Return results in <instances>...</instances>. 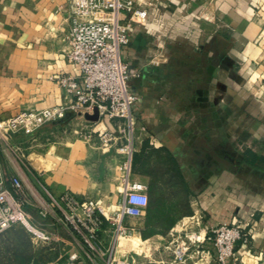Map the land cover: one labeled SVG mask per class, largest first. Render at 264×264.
Returning <instances> with one entry per match:
<instances>
[{"label": "crops", "instance_id": "0c3cea01", "mask_svg": "<svg viewBox=\"0 0 264 264\" xmlns=\"http://www.w3.org/2000/svg\"><path fill=\"white\" fill-rule=\"evenodd\" d=\"M70 25L68 0H0V120L70 102L57 82L76 73L61 56ZM129 37L122 57L139 97L137 163H177L190 191L183 217L202 216L207 229L240 222L250 236L228 263L264 264V0H162ZM76 121L88 130L87 120L68 113L61 141L32 144L29 171L18 170L0 142V178L19 175L31 222L60 236L39 245L15 227L10 235L27 245L0 254L1 264H67L74 253L97 264L50 206L65 193L106 210L118 200L106 186L117 154L98 149L97 139L98 129L114 131L112 123L89 124L95 133L88 140L70 130ZM133 163L134 156L132 172L147 184L150 204L152 175L133 171ZM158 238L146 241L161 245ZM203 248L188 264H217L214 245Z\"/></svg>", "mask_w": 264, "mask_h": 264}, {"label": "built area", "instance_id": "2783aa9c", "mask_svg": "<svg viewBox=\"0 0 264 264\" xmlns=\"http://www.w3.org/2000/svg\"><path fill=\"white\" fill-rule=\"evenodd\" d=\"M160 1L68 0L71 25L61 56L75 68L76 73L58 77L57 82L70 97V102L38 111H25L0 122V132L4 134L19 132L22 127L28 131L47 123H60L68 113L73 114V120H87V124H92L96 121H90L86 116L94 115L97 109V123L101 119L112 123L114 131L98 129L97 139L98 149L105 152L114 150L120 156L116 169L122 174L123 185L114 208L106 210L99 201H82L70 193L53 199L50 204L81 241L87 257L97 260V264H140L131 254L130 243H122L134 230L129 221H144L149 206L148 186L132 172L138 126L133 105L139 97L130 87L131 74L122 50L130 44V32L147 22L151 8ZM97 16L100 17L97 20L88 19ZM91 129L83 131L82 128L79 134L90 140L95 133ZM24 188L19 175L8 180L0 178V236L20 226L41 245L60 242L57 233L43 230L31 222L25 210ZM40 215L43 218L47 216L44 211ZM202 219V216L195 215L182 221L177 231L178 239L171 243L174 261L188 264L190 258L204 252L205 243H212L218 254L217 264H229L228 260L234 258L239 245L248 242L250 233L238 221L207 229L202 227ZM182 235L185 236L183 240ZM142 257L152 264L151 256L145 254ZM67 264L85 263L74 253Z\"/></svg>", "mask_w": 264, "mask_h": 264}, {"label": "rangeland", "instance_id": "374dc122", "mask_svg": "<svg viewBox=\"0 0 264 264\" xmlns=\"http://www.w3.org/2000/svg\"><path fill=\"white\" fill-rule=\"evenodd\" d=\"M100 17H94L92 19H99ZM30 111V110H26ZM9 119L6 120H0V122H6ZM63 124L60 123H47L44 124L37 129L32 130H25L23 127L19 132L12 133H2L0 132V142L2 148L6 149V155H10L11 157H14L17 159L19 164L15 163L18 170L29 171L31 168V161L32 158L29 156L31 155V148L33 145L37 143V141H40V144L44 145V148H46L47 143L51 144L56 141H61L63 138V130L62 126ZM89 125V124H84ZM81 123L79 121L74 122V126H70V130L73 129L76 131L77 137H82L79 132L81 131ZM66 128V127H64ZM86 129V126L84 127ZM89 129V127H88ZM44 131V132H43ZM72 131V130H71ZM13 138H16V141H14ZM84 138V137H82ZM22 143V146L20 149H18L14 143ZM33 144V145H32ZM14 150L18 153V156L14 153ZM45 154V151H44ZM43 154V155H44ZM2 156V155H1ZM44 157V156H43ZM4 158V157H3ZM117 160H120V156L117 155ZM5 164V163H3ZM46 167V163L43 164V169ZM113 176V181L106 185L107 187H110L112 194H114L117 197H120V194L122 192V174L119 169H114L111 171ZM153 204V211L151 218L149 219L152 227V231L154 232H164L162 234H158L160 238V244L159 242L154 239L153 242H147L146 240L142 239L140 236V230L141 228H145L147 217L144 219V221L141 220H131L129 221L131 225H133L134 230L131 231V234L124 239V242L130 243L128 244L132 256L137 259L140 264H150L148 262H145L143 259V255L147 254L152 257L153 262L152 264H177V262L174 261V254L172 251V245L171 243L174 242L179 234H177L178 229H180V224L184 219L189 217H183L185 215H188L190 212V197H186V199H183V195L179 193L178 190L171 191L170 193L165 194H158L154 193V200L152 202ZM164 214V215H163ZM177 221L174 226L168 230V227L171 225V223ZM18 230L23 231V233H29L24 227H17ZM13 229V228H12ZM10 229L7 231L6 234H3L0 236V241H5L6 245L0 249L1 256L3 255V252L10 251L14 248H17L18 250L23 249L26 247V240L23 238H18L15 240L11 235ZM24 229V230H23ZM173 229H175V232H172ZM26 231V232H25ZM30 235V233H29ZM31 238L32 235H30ZM185 238L184 235H182L181 240ZM180 241V240H179ZM158 243V244H157ZM175 243V242H174ZM40 245V243H39ZM168 247H171L169 249ZM145 249V250H144ZM144 252V253H143ZM127 256V255H125ZM2 262V261H1ZM1 264V263H0Z\"/></svg>", "mask_w": 264, "mask_h": 264}, {"label": "trees", "instance_id": "16d2710c", "mask_svg": "<svg viewBox=\"0 0 264 264\" xmlns=\"http://www.w3.org/2000/svg\"><path fill=\"white\" fill-rule=\"evenodd\" d=\"M154 154H157L156 151H154ZM142 156L143 155H134L133 171L135 170L141 174L149 172L153 179L150 185L152 200L147 209V221L145 229L141 231L142 239L146 240L154 235H163L164 233L154 232L151 229L152 225L149 219L151 218L153 211L152 202L154 200V193H160L163 195L165 193H170L173 190H178L179 193L183 195V199H186V197H189L190 191L187 187V184L185 183L184 177L182 176L177 163H137L142 160ZM176 222L177 221L171 223V225L168 227V230H170Z\"/></svg>", "mask_w": 264, "mask_h": 264}, {"label": "water", "instance_id": "95a60500", "mask_svg": "<svg viewBox=\"0 0 264 264\" xmlns=\"http://www.w3.org/2000/svg\"><path fill=\"white\" fill-rule=\"evenodd\" d=\"M86 118L90 121H97L99 119L98 110L96 109L94 115H87Z\"/></svg>", "mask_w": 264, "mask_h": 264}, {"label": "bare ground", "instance_id": "6f19581e", "mask_svg": "<svg viewBox=\"0 0 264 264\" xmlns=\"http://www.w3.org/2000/svg\"><path fill=\"white\" fill-rule=\"evenodd\" d=\"M89 20H93L92 18H88ZM123 245H127L128 243L127 242H124V240H123Z\"/></svg>", "mask_w": 264, "mask_h": 264}]
</instances>
